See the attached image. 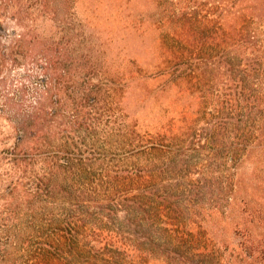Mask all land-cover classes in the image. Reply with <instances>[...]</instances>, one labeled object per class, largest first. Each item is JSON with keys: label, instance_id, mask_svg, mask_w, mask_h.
I'll use <instances>...</instances> for the list:
<instances>
[{"label": "trees", "instance_id": "1", "mask_svg": "<svg viewBox=\"0 0 264 264\" xmlns=\"http://www.w3.org/2000/svg\"><path fill=\"white\" fill-rule=\"evenodd\" d=\"M16 1L15 19L31 23L48 3L1 0V15ZM71 1L117 26L136 62L130 81L155 83L140 106L178 89V119L158 132L163 144L154 150L164 167L113 182L123 197L113 208L103 205L105 220L91 224L84 243L77 230L87 214L55 223L58 232L36 243L40 262L264 264V48L250 28L264 29V0ZM230 45L242 55H227ZM45 56L47 90L82 117L96 90L77 81L66 89L65 56ZM43 111L41 104L37 115ZM118 210V229L106 228Z\"/></svg>", "mask_w": 264, "mask_h": 264}, {"label": "rangeland", "instance_id": "2", "mask_svg": "<svg viewBox=\"0 0 264 264\" xmlns=\"http://www.w3.org/2000/svg\"><path fill=\"white\" fill-rule=\"evenodd\" d=\"M47 2L31 23L15 19L17 1L1 15L0 0V264H48L39 260L40 236L56 234L55 223L80 213L87 214L77 230L84 243L91 224L105 220L103 205L113 208L123 197L110 189L113 182L133 170L156 173L164 167L154 150L163 144L158 132L178 119V89L140 106L142 95L147 97L156 85L130 81L138 74L136 62L115 36L117 26L95 20L79 1ZM250 28L264 48V29ZM20 34L24 39L17 45ZM226 51L242 55L240 45L226 46ZM45 55L65 56L70 70L66 89L77 81L96 90L85 101L82 117L47 90L51 79ZM112 218L105 227L116 230L124 212Z\"/></svg>", "mask_w": 264, "mask_h": 264}]
</instances>
